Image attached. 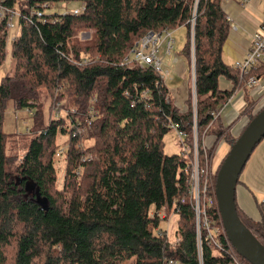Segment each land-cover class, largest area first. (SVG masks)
I'll return each mask as SVG.
<instances>
[{"label": "trees", "instance_id": "trees-1", "mask_svg": "<svg viewBox=\"0 0 264 264\" xmlns=\"http://www.w3.org/2000/svg\"><path fill=\"white\" fill-rule=\"evenodd\" d=\"M61 1L83 7L78 14L43 10L42 4L50 8ZM193 6L194 0H0V7L13 11L0 17V65L7 26L17 18L20 28L11 38L13 71L0 80V264H235L233 255L250 264L225 239L216 248L204 230L198 252L190 174L195 137L202 167L212 159L214 144L204 146L207 134L224 136L231 145L237 139L223 135L227 127L212 115L236 91L244 94L241 113L255 115L248 79L264 75V59L246 73L227 63L222 45L230 24L221 0H197L191 28ZM180 25L187 28L182 56L190 68L192 51L194 66V96L190 91L184 111L152 66L123 61L147 32ZM88 30L93 31L89 40L77 38ZM220 78L231 88L220 87ZM40 88L51 98L55 94L60 107H77L75 125L67 126L59 115L42 127ZM9 100L15 121L17 109L33 121L27 150L14 167L2 129ZM173 124L184 133L183 147L167 154L163 136ZM58 132L68 135L62 189L56 188L53 163ZM235 205L264 246V206L260 203V218L253 219L236 197ZM164 207L177 215L175 234L181 238L175 246L160 226L158 212ZM209 216L221 224L216 205Z\"/></svg>", "mask_w": 264, "mask_h": 264}, {"label": "crops", "instance_id": "crops-1", "mask_svg": "<svg viewBox=\"0 0 264 264\" xmlns=\"http://www.w3.org/2000/svg\"><path fill=\"white\" fill-rule=\"evenodd\" d=\"M221 6L230 24L229 32L222 45V56L227 63L235 64L245 57L254 33L262 27L264 22V0H221ZM180 56L182 55H175L173 60L174 75L166 84V80H168L166 78L167 71L163 79L173 103L183 110L186 107L185 101L191 90V78L189 64L186 60H182ZM260 78L262 83L251 86L250 89L251 96L256 100L252 107V112L255 113L264 106V75ZM170 83L171 87H168ZM219 84L222 88H231L230 81L225 78H220ZM254 92L257 93L256 97L253 95ZM244 101L243 91H236L219 113L221 123L227 127L226 130L233 132V137H237L245 126L247 119L250 120L248 115L241 113L243 106H245ZM211 136L215 137L214 135ZM205 138L204 146L209 147L205 143ZM215 143L217 144L216 148L222 147L223 156H225L231 146L230 142L226 138L217 139L215 137L213 144ZM223 156L221 157L218 153L217 160H221ZM239 180L241 182L236 185L235 192L239 207L253 219L260 218L259 205L264 197V137L252 151L242 169Z\"/></svg>", "mask_w": 264, "mask_h": 264}, {"label": "rangeland", "instance_id": "rangeland-1", "mask_svg": "<svg viewBox=\"0 0 264 264\" xmlns=\"http://www.w3.org/2000/svg\"><path fill=\"white\" fill-rule=\"evenodd\" d=\"M43 10H47V13H65L66 11H76V14L79 13V11L82 9L81 2L79 1H61L55 3L52 7L48 8L47 4H42ZM48 8V9H47ZM16 11L19 10L18 5H15ZM38 13V12H37ZM17 18L13 20L12 25L10 24L7 26V28L10 27L8 30V36H7V44H6V56L4 62L0 65V80L1 77L6 76L8 74H11L13 71V59L11 58L10 54V46H11V38L19 33V26L17 25ZM93 36V31L88 30V31H80L78 32L77 38L82 39L81 41L84 40H89L88 38H91ZM172 40V48H171V53L167 54L166 53V47H167V40ZM187 39V28L184 25L177 26L173 28L170 31V37H165L164 41L160 44L158 48V58L162 62L163 66V72L164 75H166L168 71V75L166 78V84L171 78L172 75H174V57L175 55H182V50L183 47L186 43ZM166 54V55H165ZM180 58L185 60L184 56H180ZM168 87H171V83L168 84ZM62 86L60 87V89ZM192 91V89L190 90ZM189 96V95H188ZM55 98H51V95L47 91L46 88H40L39 89V103H40V122L41 119H43L42 122V127L47 126L51 118H58L59 115L64 116L65 118V124L67 126L73 124L71 123V118H73L72 114L75 115L77 112V107L71 104L68 105H62L61 108H59L58 102H53ZM186 105V103H185ZM245 105V101H244ZM244 107V106H243ZM180 110H182L180 108ZM186 110V107L182 110ZM18 114H19V120L15 121L14 113H15V108L13 106V103L11 100L7 102L5 113H4V118H3V124H2V129L3 131L8 135L7 136V141H6V153L11 157V159L14 161L12 163V167L18 165L20 160L22 159L23 155L25 154V151L27 150L28 147V142L31 137V133L27 130H32L33 128V121L31 115L27 114L24 109H17ZM42 113V114H41ZM69 116V117H68ZM88 117V116H87ZM75 125V124H73ZM80 129L84 130L82 126H77ZM86 130V129H85ZM84 130V131H85ZM215 131V129H213ZM216 132V131H215ZM224 132V131H223ZM208 133L209 130H208ZM74 135V132H72ZM217 134V133H216ZM223 135L227 136L229 135L230 138L233 137V132L230 130H225ZM207 136V137H206ZM205 138V143L209 147L212 146L213 141L215 140V137H212L210 134H207ZM224 137V136H223ZM228 142L229 140L226 139ZM55 143L58 145V151L55 153V160H54V166L57 169V186L56 188L60 189L62 186V181H63V176H64V154H62L63 151L67 149L68 145V135L67 133H61L58 132L55 137ZM88 144V140H85L83 142V147ZM182 144H181V139L179 138L176 130L174 128H170L165 135L163 136V150L164 153L167 154H172V153H179L182 150ZM217 144L215 143L210 149L212 150L211 156L214 165L218 167L220 164L221 160H217L218 153L223 156L224 152L222 147L219 149L216 148ZM219 152H216V151ZM86 156H90V154H86ZM224 157V156H223ZM17 158V160H16ZM62 189V188H61ZM163 215V216H161ZM160 219L161 223L160 226L163 228V230H166L167 233V239L168 242L171 244L175 243V240H177L178 235L176 236L175 231L177 229V215L175 213V210L172 209H166V207L162 208L160 210ZM178 238H181L179 236ZM129 264V263H127Z\"/></svg>", "mask_w": 264, "mask_h": 264}, {"label": "built area", "instance_id": "built-area-1", "mask_svg": "<svg viewBox=\"0 0 264 264\" xmlns=\"http://www.w3.org/2000/svg\"><path fill=\"white\" fill-rule=\"evenodd\" d=\"M197 0H194V6L192 9V18L190 20L191 28L193 25V16L195 15V3ZM13 12L10 8H2L0 7V17L2 18L3 12ZM33 13V12H31ZM76 13V11L74 12ZM36 16L41 17V13L34 12ZM10 25V23H9ZM12 25V24H11ZM171 30H164L161 33L158 32H147L143 37H141L138 41H136L133 47L130 49L128 54L124 57V63H137L139 65H150L156 71L160 73V75L164 78L163 66L161 60L158 58V48L160 44L164 41L165 37H170ZM166 53L170 54L172 48V40H167ZM193 50V47H192ZM264 59V22L262 23V27L259 31L255 32L251 42L248 45L247 52L245 57L236 62L235 65L241 71L247 72L249 68L252 66H256L259 62ZM190 78H191V89L192 95L194 96V66H193V58L191 51V61H190ZM261 82L260 77L251 76L248 79V84L250 86L257 85ZM254 97H256L257 93H253ZM58 106L60 107V103L58 102ZM62 109V108H61ZM221 111V110H220ZM219 113H212L214 118L219 116ZM248 119L246 124L248 123ZM245 124V125H246ZM174 128L181 139L184 133L178 130V125H171ZM190 174V196L192 207L195 215V231L198 240V252L200 253V233L205 231V238L210 241L216 248H220L223 245L222 239H225L228 244L230 243L226 237L225 231L222 227V223L220 220L219 225L213 224L212 220L209 216V209L213 206H217L216 196H215V179L217 173V166L214 165L213 160L210 158H206V163L202 167L199 164L198 159V149L196 137L194 139L193 146V160H192V170ZM183 201V199H181ZM261 204L264 206V197L261 199ZM160 215V212H158ZM163 216V215H161ZM165 234L167 233L166 230ZM163 230L160 231V233ZM179 237V236H178ZM177 237L175 243L172 244L175 246L180 241V238ZM233 259L235 264H242L239 262L237 256L233 255ZM167 264H177L176 261H169Z\"/></svg>", "mask_w": 264, "mask_h": 264}, {"label": "water", "instance_id": "water-1", "mask_svg": "<svg viewBox=\"0 0 264 264\" xmlns=\"http://www.w3.org/2000/svg\"><path fill=\"white\" fill-rule=\"evenodd\" d=\"M264 137V106L243 127L217 167L215 196L222 227L237 254L250 264H264V246L239 218L235 190L244 165Z\"/></svg>", "mask_w": 264, "mask_h": 264}]
</instances>
